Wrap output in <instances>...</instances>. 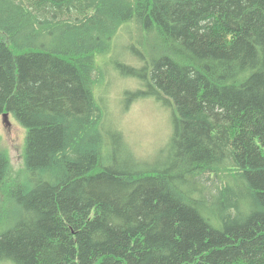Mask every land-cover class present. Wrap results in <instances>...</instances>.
<instances>
[{"label": "trees", "instance_id": "trees-1", "mask_svg": "<svg viewBox=\"0 0 264 264\" xmlns=\"http://www.w3.org/2000/svg\"><path fill=\"white\" fill-rule=\"evenodd\" d=\"M131 21L121 71L173 110L156 164L94 93ZM0 264H264V0H0Z\"/></svg>", "mask_w": 264, "mask_h": 264}, {"label": "rangeland", "instance_id": "rangeland-1", "mask_svg": "<svg viewBox=\"0 0 264 264\" xmlns=\"http://www.w3.org/2000/svg\"><path fill=\"white\" fill-rule=\"evenodd\" d=\"M132 45L140 49L139 27L133 21L124 24L111 40L109 52L97 53L95 59L100 66L103 83L94 93L103 105L106 120L104 132L110 138L114 130H121L135 156L148 164L164 159L173 132V110L155 94L143 95L147 91L143 81L121 71V65L142 66V55L131 50ZM11 132L2 124L3 145L8 148L15 169L23 163L26 129L11 118ZM108 123V124H107Z\"/></svg>", "mask_w": 264, "mask_h": 264}, {"label": "water", "instance_id": "water-1", "mask_svg": "<svg viewBox=\"0 0 264 264\" xmlns=\"http://www.w3.org/2000/svg\"><path fill=\"white\" fill-rule=\"evenodd\" d=\"M10 116L11 114L9 111L4 112L2 115V124L8 129L9 132H11V128H12V122L10 120Z\"/></svg>", "mask_w": 264, "mask_h": 264}]
</instances>
